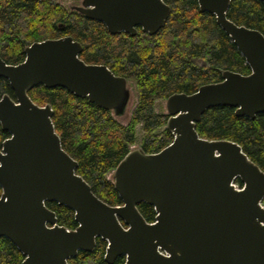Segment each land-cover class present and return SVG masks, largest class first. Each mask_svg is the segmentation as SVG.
Returning a JSON list of instances; mask_svg holds the SVG:
<instances>
[{
	"label": "water",
	"instance_id": "95a60500",
	"mask_svg": "<svg viewBox=\"0 0 264 264\" xmlns=\"http://www.w3.org/2000/svg\"><path fill=\"white\" fill-rule=\"evenodd\" d=\"M69 12L102 23L113 35H155L170 7L163 0H71ZM214 16L245 59L250 73L221 71V81L165 99L172 142L157 153L130 148L107 179L122 202L98 198L62 148L50 104L28 96L34 87L63 88L126 126L137 97L130 82L105 65L80 58L71 36L33 42L16 65L0 58V78L15 98L0 97V238L22 254V264H69L78 252L107 243L112 264H264V172L235 142L208 140L196 131L203 113L230 107L238 117L264 114V36L227 18L233 0H196ZM264 4V0H259ZM239 180L241 186L236 181ZM47 202L74 213V229L58 225ZM154 208L147 222L137 206Z\"/></svg>",
	"mask_w": 264,
	"mask_h": 264
},
{
	"label": "trees",
	"instance_id": "16d2710c",
	"mask_svg": "<svg viewBox=\"0 0 264 264\" xmlns=\"http://www.w3.org/2000/svg\"><path fill=\"white\" fill-rule=\"evenodd\" d=\"M67 1V0H66ZM171 11L165 25L152 36L140 29L135 36L111 35L99 22L69 12L55 0H0V58L16 65L24 60V48L33 42L71 36L82 45L80 58L102 64L116 76L126 78L136 92L135 107L126 126L110 113L77 98L63 88L34 87L28 96L40 106L50 104L52 122L62 148L77 162L79 174L92 192L111 206L121 203L108 174L134 145L145 153H157L173 139L165 128L167 114L156 111L158 102L175 93L192 94L208 83L221 81V71L250 73L245 59L217 25L214 16L201 13L196 0H163ZM227 18L264 36V4L259 0H233ZM15 98L8 81L0 78V97ZM196 131L208 140H229L264 172V114L253 120L238 117L230 107L206 110ZM8 133L0 128V148ZM236 183L241 186L239 180ZM1 193V189H0ZM264 204V199H263ZM58 225L74 229V213L47 202ZM147 222L154 208L137 206ZM107 243L96 239L92 252H78L69 264H107ZM23 256L6 238H0V264H22ZM119 257L112 264H124Z\"/></svg>",
	"mask_w": 264,
	"mask_h": 264
},
{
	"label": "rangeland",
	"instance_id": "374dc122",
	"mask_svg": "<svg viewBox=\"0 0 264 264\" xmlns=\"http://www.w3.org/2000/svg\"><path fill=\"white\" fill-rule=\"evenodd\" d=\"M55 1H57V2H59L60 4L62 3L63 4V6H65V8L68 10V4H69V2H71V3H73V1H71V0H55ZM131 84V83H130ZM131 86H132V89L134 90V92H135V89H134V87H133V85L131 84ZM136 93V92H135ZM136 96V95H135ZM165 100H163V101H160V102H158V104H157V107H156V111H159V112H166V110H165Z\"/></svg>",
	"mask_w": 264,
	"mask_h": 264
},
{
	"label": "flooded vegetation",
	"instance_id": "af4514ba",
	"mask_svg": "<svg viewBox=\"0 0 264 264\" xmlns=\"http://www.w3.org/2000/svg\"><path fill=\"white\" fill-rule=\"evenodd\" d=\"M95 22H97V21H95ZM100 23V22H99ZM102 24V23H101ZM106 28V27H105ZM138 29H140V28H137V33H138ZM108 31V30H107ZM141 31V30H140ZM109 33V32H108ZM110 34V33H109ZM144 34V33H143ZM111 35H113V34H111ZM117 35H119V34H117ZM147 35V34H146ZM114 36V35H113ZM82 50H83V48H82ZM82 53V52H81ZM80 53V54H81ZM88 64V63H87ZM99 65H102V64H99ZM107 67V66H106ZM166 113V112H165ZM168 116V115H167ZM167 119H168V117H167ZM8 137H9V135H8ZM173 140V139H172ZM121 201V200H120ZM142 204V203H141ZM120 205H122V202L119 204V205H117V206H120ZM140 205V204H139Z\"/></svg>",
	"mask_w": 264,
	"mask_h": 264
}]
</instances>
